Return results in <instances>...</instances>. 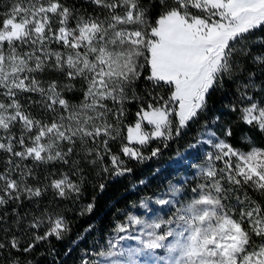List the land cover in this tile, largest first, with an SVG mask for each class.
<instances>
[{"label": "snow or ice", "instance_id": "6c2138e0", "mask_svg": "<svg viewBox=\"0 0 264 264\" xmlns=\"http://www.w3.org/2000/svg\"><path fill=\"white\" fill-rule=\"evenodd\" d=\"M87 2L91 12L68 0H8L0 10L4 213L25 200L39 207L49 191L78 198L91 172L130 174L129 161L159 156L160 146L147 156L143 149L153 141L167 148L207 110L211 92L229 84L235 87L230 111L264 135V0ZM133 101L136 120L126 125ZM205 134L189 145L211 147L191 165L194 186L169 184L154 201L168 212L127 215L99 256L114 258L110 264H264V148L253 143L244 151L214 131ZM232 135L226 127L224 136ZM177 157V163L186 158ZM41 167L48 169L43 180ZM141 207L151 211L148 202ZM94 208L89 203L83 212ZM12 211L14 230L0 241L5 264H32L21 256L71 231L61 213ZM136 226L138 234L119 235ZM129 239L139 246H119Z\"/></svg>", "mask_w": 264, "mask_h": 264}, {"label": "trees", "instance_id": "16d2710c", "mask_svg": "<svg viewBox=\"0 0 264 264\" xmlns=\"http://www.w3.org/2000/svg\"><path fill=\"white\" fill-rule=\"evenodd\" d=\"M7 2L8 0H0V10H3ZM68 2L75 4L77 8L92 11L87 0H68ZM137 90L143 91V82ZM234 93L235 87L231 84L212 91L208 98L207 110L199 120L185 129L179 138L170 141L167 148H163L158 141H153L143 149L144 154L147 156L151 148L160 146L162 149L160 155L143 163L129 161L128 167L133 169L130 174L109 177L97 176L95 172H91L87 175V183L78 198L62 199L55 197L49 191L39 198V207L25 200L19 206L16 204L7 206L6 213L4 209H0V213H4L5 216V223L0 224V241L6 242L5 234L8 229L14 230L13 208L21 215L47 209L61 213L71 231L65 240L52 239L51 243L39 246L35 252L21 256V260H30L32 264H106L108 257H101L99 253L107 251L108 242L118 238L115 227L119 223H126L127 215H135L142 219L154 218V214L164 216L168 208L161 209V206L156 205L154 201L167 192L169 184L175 185L187 180L188 183L184 185L185 189L190 190L194 186V174L197 169L191 165L200 164L209 147L201 144L196 149H190L189 145L196 143L202 135L203 138L207 137L206 132H216L218 137L227 139L236 148L248 149L253 146V143L264 147V135L242 123L238 112L230 111L229 106L235 101ZM33 111L34 114H38L37 110ZM137 111V102L133 101L127 105L126 125L134 123ZM216 117L220 119L213 123ZM228 126L231 127L233 135L226 138L224 129ZM124 134L126 135V129ZM246 135L252 137V142H243L242 138ZM112 147L114 151H118L119 142L113 144ZM178 152L186 157L181 163H177ZM47 171V167L36 169L41 180ZM101 183L105 185L102 192L99 190ZM142 202H148L151 211L141 207ZM89 203L95 204L94 211L83 212ZM90 225L92 230L85 232ZM138 227L129 230L131 235L139 233ZM129 232L119 233V235L127 236ZM8 234L10 236V233ZM17 235H19L18 232ZM123 242L125 241H120V245H123ZM7 256V252L0 255V264H5Z\"/></svg>", "mask_w": 264, "mask_h": 264}, {"label": "rangeland", "instance_id": "374dc122", "mask_svg": "<svg viewBox=\"0 0 264 264\" xmlns=\"http://www.w3.org/2000/svg\"><path fill=\"white\" fill-rule=\"evenodd\" d=\"M135 122V121H134ZM134 124V123H133ZM208 137H204V139H207ZM220 139H223V138H221V137H219ZM208 146V145H207ZM256 146V145H255ZM209 148H207L206 150H208V151H210L211 150V147L210 146H208ZM258 147H261V146H258ZM261 148H264V147H261ZM239 149H241V150H244V151H246V150H248V149H245V148H239ZM143 219H149V218H143ZM138 229H139V227H138ZM130 233V232H129ZM129 235H131V233L129 234ZM120 246H123V247H138L139 246V244H138V242L137 241H133V242H131V239H129V240H125V242H123V245H120ZM159 255H166L163 251H161L160 253H159ZM111 259H114V258H107V261H106V264H110V261H111ZM140 259H143V258H140Z\"/></svg>", "mask_w": 264, "mask_h": 264}]
</instances>
